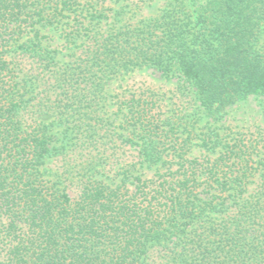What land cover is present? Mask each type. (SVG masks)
I'll return each mask as SVG.
<instances>
[{
  "label": "trees",
  "instance_id": "1",
  "mask_svg": "<svg viewBox=\"0 0 264 264\" xmlns=\"http://www.w3.org/2000/svg\"><path fill=\"white\" fill-rule=\"evenodd\" d=\"M79 1L0 0V264H264V137L227 123L246 105L264 115V0H165L108 24ZM142 69L181 84V115L111 94ZM117 141L133 161L108 177Z\"/></svg>",
  "mask_w": 264,
  "mask_h": 264
},
{
  "label": "rangeland",
  "instance_id": "2",
  "mask_svg": "<svg viewBox=\"0 0 264 264\" xmlns=\"http://www.w3.org/2000/svg\"><path fill=\"white\" fill-rule=\"evenodd\" d=\"M164 1L165 0H80L79 2L81 3V5L86 4L87 2V4L93 5L97 11H101L104 15L108 16L109 19L106 20L107 22L104 21L99 25L100 27H105V22L107 24L111 23L116 12H121V18L123 19V22L127 21L129 23L135 22L141 18L155 16L159 13L164 4ZM45 34L49 36L46 43L47 47L50 50H56L60 53L57 55V58L62 62V64H59L58 66L65 68L66 70V77L64 79L74 80L75 78H70L69 76V69L72 65L68 62L73 61L75 58L73 59L67 56L64 57V54L66 55L67 52L64 49V42L59 38L60 33H57L55 31H45ZM56 79L57 78H43L42 89L49 90L51 84H60L59 81H55ZM110 85V89L117 87L114 91H112L111 94L113 95L125 91L126 93L131 94L144 93L145 95H154L155 98L158 97L161 100V111L164 113L167 112V116L181 115L179 110L181 109V106L185 105L186 101H188V96L186 97V94H182V92L179 90V86H181V84L178 83L176 79L167 80L165 78H162L159 74L151 72L150 70H135L125 76L124 79L118 81L114 80ZM75 87L76 86L74 85V88ZM60 98L61 97H56V94H52L50 98L52 101V105L48 101L47 103H45V109L46 106L51 107L48 116H45L46 119L48 117L47 120H52L55 118L56 114L53 115L52 112L56 107H60L62 105V102L58 101ZM75 101L76 103L73 104V107H79L80 110H78V112H86L88 110L86 104L87 99L83 100L82 98L81 101L74 99V102ZM71 103H73V100L71 101ZM185 107L189 106L186 105ZM43 108L44 106H41V109ZM35 110L36 109H33V111ZM108 111V114H105L104 117H108L109 114H113L116 111V106L109 107ZM113 118L114 115L113 117L111 116V119ZM227 118V123L231 124L232 127L237 128L239 131L245 132L249 135L254 134L255 136H260L261 138L264 137V115L256 109L250 107L249 105H246L243 108L241 107L237 110L230 111ZM66 126L70 127L73 126V124L66 122L65 125L59 126L58 128L61 129L65 128ZM109 133L111 134V132ZM73 141L74 139L72 140V142ZM115 144L110 143L111 150L108 151V153L110 154L108 159L105 161L107 163L105 171L111 170V172H105L108 177H112V174L114 173L116 168H121L125 164L131 163L133 161L132 157L134 153L132 151L126 152L127 147H122L120 141H117V143ZM190 147L191 150L189 151L187 156L200 158L204 155L203 150L192 147V145H190ZM68 156H71V158ZM68 156H60L58 158H54L48 163V166L53 170L58 169V171L60 172L66 170V168L69 167L70 163L74 164L78 161L75 154H68ZM110 167H112V169H110ZM152 173L154 172L149 171L147 172L146 176L148 177Z\"/></svg>",
  "mask_w": 264,
  "mask_h": 264
}]
</instances>
